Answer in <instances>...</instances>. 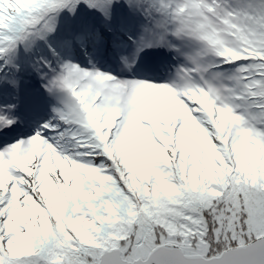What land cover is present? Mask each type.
Returning a JSON list of instances; mask_svg holds the SVG:
<instances>
[{
  "label": "snow or ice",
  "instance_id": "snow-or-ice-1",
  "mask_svg": "<svg viewBox=\"0 0 264 264\" xmlns=\"http://www.w3.org/2000/svg\"><path fill=\"white\" fill-rule=\"evenodd\" d=\"M0 264H264V0H0Z\"/></svg>",
  "mask_w": 264,
  "mask_h": 264
}]
</instances>
